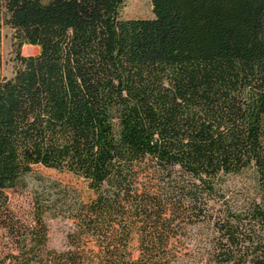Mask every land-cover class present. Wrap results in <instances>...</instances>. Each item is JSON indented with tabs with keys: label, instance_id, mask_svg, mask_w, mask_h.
<instances>
[{
	"label": "trees",
	"instance_id": "1",
	"mask_svg": "<svg viewBox=\"0 0 264 264\" xmlns=\"http://www.w3.org/2000/svg\"><path fill=\"white\" fill-rule=\"evenodd\" d=\"M150 2L0 0V264H179L198 224L205 264H264V0ZM35 166L90 192L65 200L62 250L40 201L28 221L9 205ZM245 169L256 190L233 206L225 176Z\"/></svg>",
	"mask_w": 264,
	"mask_h": 264
},
{
	"label": "rangeland",
	"instance_id": "2",
	"mask_svg": "<svg viewBox=\"0 0 264 264\" xmlns=\"http://www.w3.org/2000/svg\"><path fill=\"white\" fill-rule=\"evenodd\" d=\"M46 1V0H44ZM1 5V3H0ZM123 18H151L153 17L150 0H125L121 10ZM1 72L3 76H11L14 69L15 40L9 26L1 27ZM23 55L37 52V47L25 44L20 48ZM76 189L84 196L90 192L82 179L71 174L58 172L53 169L35 166L24 176L21 186L9 191V205L13 212L23 220H30L35 201L45 206L44 218L47 224L48 245L57 250L66 246V234L72 228V222L62 210L65 200ZM256 190L255 172L245 169L237 174L225 176L223 191L229 204L237 206ZM209 230L201 225L189 226L186 234L180 239L183 242L179 264H205V242ZM10 247L8 239L2 234L0 241V256Z\"/></svg>",
	"mask_w": 264,
	"mask_h": 264
}]
</instances>
